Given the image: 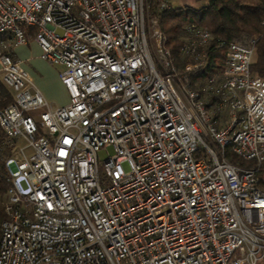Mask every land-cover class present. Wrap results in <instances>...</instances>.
Segmentation results:
<instances>
[{"label":"built area","instance_id":"built-area-1","mask_svg":"<svg viewBox=\"0 0 264 264\" xmlns=\"http://www.w3.org/2000/svg\"><path fill=\"white\" fill-rule=\"evenodd\" d=\"M171 9L0 0V38L26 44L34 31L70 96L53 108L2 45L15 102L0 110L11 151L0 264H264L259 37L218 42L219 66L213 35L190 24L181 72L157 15Z\"/></svg>","mask_w":264,"mask_h":264},{"label":"trees","instance_id":"trees-1","mask_svg":"<svg viewBox=\"0 0 264 264\" xmlns=\"http://www.w3.org/2000/svg\"><path fill=\"white\" fill-rule=\"evenodd\" d=\"M159 24L167 42L166 48L172 52L176 66L181 72L184 64L180 57L181 47L184 40V29L190 24H197L207 29L214 37L211 54L218 51L222 65L224 50L216 49L219 42L229 44L243 37L258 36L259 41L256 49L255 62L252 71L256 76L264 79V0H207V4L200 8L190 7L171 9L157 14ZM35 32H27V37H34ZM214 73L212 67L205 72H198L195 78H204ZM192 80V86L195 83ZM15 102L13 93L0 81V110ZM4 134L0 131V226L6 220L5 207L2 203L8 188V175L5 160L10 155L9 149H3L1 143Z\"/></svg>","mask_w":264,"mask_h":264},{"label":"crops","instance_id":"crops-1","mask_svg":"<svg viewBox=\"0 0 264 264\" xmlns=\"http://www.w3.org/2000/svg\"><path fill=\"white\" fill-rule=\"evenodd\" d=\"M2 45H7L8 54L29 74L32 89L40 92L53 108L69 104V92L60 79L62 67L53 66L42 59V50L33 36L26 44H16L11 36H4L0 38V49ZM2 76L0 63V81Z\"/></svg>","mask_w":264,"mask_h":264},{"label":"rangeland","instance_id":"rangeland-1","mask_svg":"<svg viewBox=\"0 0 264 264\" xmlns=\"http://www.w3.org/2000/svg\"><path fill=\"white\" fill-rule=\"evenodd\" d=\"M165 1L170 3L173 6L174 9L185 8V7H190V8H194V9H200V8L204 7L207 4V0H165ZM217 53H218V51H216V53L214 52V54L217 55V57H216L217 61H218L217 64H219V62L221 63L222 59ZM254 62H255V59H254ZM0 131H1V129H0ZM26 153H27L28 156H31L33 154L31 149H27ZM108 154L109 155H113L114 154V150H113L112 147H109L107 149H103L99 153V159H100L101 163H103V161L107 158ZM5 203H6V195H5L3 203H2L3 207H5Z\"/></svg>","mask_w":264,"mask_h":264}]
</instances>
